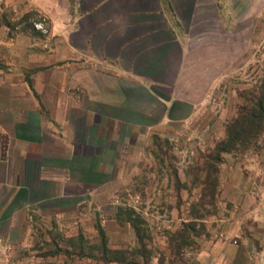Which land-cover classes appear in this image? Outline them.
Returning a JSON list of instances; mask_svg holds the SVG:
<instances>
[{"label": "crops", "instance_id": "1", "mask_svg": "<svg viewBox=\"0 0 264 264\" xmlns=\"http://www.w3.org/2000/svg\"><path fill=\"white\" fill-rule=\"evenodd\" d=\"M6 1L44 15L55 49L42 52L26 36L5 40L0 29V61L7 67L0 69V264H62L64 248L49 246L46 237L58 240L65 228L74 236L78 206L105 205L127 155L134 149L143 155L138 142L165 132L172 140L175 125L189 122L201 104L193 94L208 91L217 1ZM219 30L222 38V22ZM231 187L233 212H240L249 188ZM258 208L249 212L264 217V206ZM218 228L227 240L205 238L199 264H264V241L256 250L239 219ZM103 230L111 239L114 233Z\"/></svg>", "mask_w": 264, "mask_h": 264}, {"label": "rangeland", "instance_id": "2", "mask_svg": "<svg viewBox=\"0 0 264 264\" xmlns=\"http://www.w3.org/2000/svg\"><path fill=\"white\" fill-rule=\"evenodd\" d=\"M216 1L218 43L217 48L208 47V91L193 94L194 101L201 104L193 110L189 122L175 125L172 140L167 139L165 132L149 143L138 142L143 155H136L135 149L127 155L124 175L112 178L109 184L112 190L105 205L78 206L80 221L73 228L74 236L68 237L66 233L71 229L65 228V234L58 240L54 236L46 237L50 239L49 246L64 248L66 261L62 264H109L102 260L99 225L114 233L111 239L105 236L106 249L123 253H107L108 258L125 257L123 262L113 264H199V249L205 238L227 240L218 228L226 219H239L244 237H249L253 247L261 250L264 217L253 211L259 207L261 212L264 206V132L256 146L220 154L217 146L226 139L227 128L244 102V93L254 90L264 78V0ZM208 16L212 43L216 25L213 9ZM0 29L5 40L26 36L35 39L36 49L42 52L55 49L49 20L32 10H14L6 0H0ZM46 39L47 45H41L40 40ZM6 68L0 61V69ZM201 82L205 83L203 79ZM216 154L220 162L212 163L209 159ZM208 165L218 171H210V180L205 183ZM232 183L250 191L251 198L245 200L246 206L240 212H233L230 199L236 190ZM64 211L72 213V209ZM121 212L119 222L116 217ZM128 213L131 219L127 220ZM43 236L39 237L42 238L39 245L45 243ZM3 243L0 241V247Z\"/></svg>", "mask_w": 264, "mask_h": 264}, {"label": "trees", "instance_id": "3", "mask_svg": "<svg viewBox=\"0 0 264 264\" xmlns=\"http://www.w3.org/2000/svg\"><path fill=\"white\" fill-rule=\"evenodd\" d=\"M243 98L244 102L238 108L235 121L231 123L227 128L226 139L221 143V145L217 146V153L219 154L230 152L232 149L239 150L245 149L248 146H256L258 138L264 132V78L261 84L254 90L245 92ZM209 160H211L212 163L220 162L219 156H217V154ZM210 171L216 173L218 170L212 165H208L205 183H208V181L210 180ZM213 184L216 186L217 181L214 180ZM122 215L123 212H121V214L119 216L117 215L116 217L119 222L122 221ZM128 218L131 219V213L127 214V220ZM136 228L137 227H134L135 230ZM98 229L101 236V246L103 247L102 260L107 263L123 262L125 260V257L122 255L119 257L108 258V256L106 255L107 253H123L116 250H107V240L104 235L103 229L100 228V225Z\"/></svg>", "mask_w": 264, "mask_h": 264}, {"label": "built area", "instance_id": "4", "mask_svg": "<svg viewBox=\"0 0 264 264\" xmlns=\"http://www.w3.org/2000/svg\"><path fill=\"white\" fill-rule=\"evenodd\" d=\"M36 27L39 28V29H42L41 26H39V25H36Z\"/></svg>", "mask_w": 264, "mask_h": 264}]
</instances>
